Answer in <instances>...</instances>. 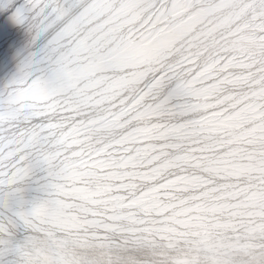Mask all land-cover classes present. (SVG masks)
<instances>
[{"label": "snow or ice", "instance_id": "1", "mask_svg": "<svg viewBox=\"0 0 264 264\" xmlns=\"http://www.w3.org/2000/svg\"><path fill=\"white\" fill-rule=\"evenodd\" d=\"M0 18V264H264V0Z\"/></svg>", "mask_w": 264, "mask_h": 264}, {"label": "rangeland", "instance_id": "2", "mask_svg": "<svg viewBox=\"0 0 264 264\" xmlns=\"http://www.w3.org/2000/svg\"><path fill=\"white\" fill-rule=\"evenodd\" d=\"M2 19V18H0ZM3 26L6 32V35L12 39H21L22 37L20 36V34L16 31V29L8 22L4 21L3 22Z\"/></svg>", "mask_w": 264, "mask_h": 264}]
</instances>
